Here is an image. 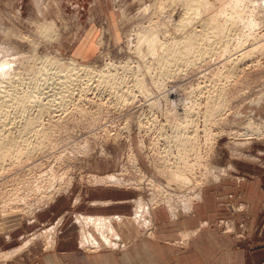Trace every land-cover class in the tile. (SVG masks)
Returning <instances> with one entry per match:
<instances>
[{
    "label": "rangeland",
    "instance_id": "obj_1",
    "mask_svg": "<svg viewBox=\"0 0 264 264\" xmlns=\"http://www.w3.org/2000/svg\"><path fill=\"white\" fill-rule=\"evenodd\" d=\"M257 1L243 3L235 24L222 19L230 28L225 36L208 30L202 51L199 44L195 52L187 50L185 33H206L207 19H197L195 9L187 12L185 0H0V65L9 62L7 76H0V134L21 144L20 152L0 162V259L16 253L0 264H36L52 256L55 242L46 233L53 225L38 214L81 189L134 193L137 240H153L155 211L169 208L178 218L189 213L203 188L227 185L226 166L264 148V0ZM226 11L231 16L234 9ZM187 17L197 19L196 28L187 26ZM147 32L154 33L159 58L141 42ZM58 60L74 62L73 72L61 71ZM80 66L94 74L73 78ZM171 116H189L191 124L171 126ZM29 121H38L40 138L26 131ZM181 167H194L184 185L168 172ZM108 175L116 179L100 183ZM197 179L203 187L192 198ZM220 193L218 203L227 211V188ZM68 216L65 221L75 220ZM65 221L57 233H68ZM215 225L240 235L229 220ZM19 228L11 240L1 236ZM112 232L110 247L99 251L125 252ZM171 243L186 250L185 243Z\"/></svg>",
    "mask_w": 264,
    "mask_h": 264
},
{
    "label": "crops",
    "instance_id": "obj_2",
    "mask_svg": "<svg viewBox=\"0 0 264 264\" xmlns=\"http://www.w3.org/2000/svg\"><path fill=\"white\" fill-rule=\"evenodd\" d=\"M255 150L251 149L254 154L246 151L240 163L226 166L223 170L227 185L223 182V186L203 188V194L197 196L198 202L189 213L178 218L169 208L155 211L152 220L157 227L153 240L149 241L137 240L140 238L135 214L138 207L134 193L129 190L105 187L85 192L81 189L70 201L62 197L55 200L48 210L38 214L39 221L47 219L53 225L50 229L56 234L54 252L36 264H264V148H259L257 153ZM225 187L227 211L218 203L222 197L220 190L224 191ZM242 207L247 209L246 214L241 213ZM127 209L129 213H125ZM69 214L75 216L70 223L65 221ZM80 216L88 218L91 225L85 226L83 218L78 219ZM222 218L238 226L240 235L224 234L215 225ZM64 221V227L69 226L68 233L64 227L57 233L56 228L62 227ZM206 223L212 226L205 229ZM20 229L1 236L11 240ZM110 230L115 236L112 240L119 239L122 249L128 247L125 252H119L118 248L99 251L110 247ZM171 242L185 243L186 250L176 249ZM94 249H98L95 254L88 251Z\"/></svg>",
    "mask_w": 264,
    "mask_h": 264
},
{
    "label": "bare ground",
    "instance_id": "obj_3",
    "mask_svg": "<svg viewBox=\"0 0 264 264\" xmlns=\"http://www.w3.org/2000/svg\"><path fill=\"white\" fill-rule=\"evenodd\" d=\"M184 1V0H183ZM245 2H251V3H256V2H258L257 0H185V5L188 7V10H187V12L190 10H194L195 9V12L197 13L196 15V18L197 17H199V16H201L202 17V19H203V21L205 20V19H207V23H203L204 25V27H202V28H204L203 30H205V28L207 27V31H206V33H204V31H202L201 32V34H198L197 33V31L195 32V30H192V32L191 31H189V32H186L185 33V35H186V37H187V50H193L194 49V51L195 52H197L196 50H199V44H200V50L202 51V47H201V45L204 43V42H201V41H203L204 39L205 40H208L207 38L208 37H210L209 36V31L208 30H212V34L214 35V36H217L218 37V35L220 36H225V32H227V30H229L230 28L228 27V28H226V25H225V23H223L222 22V19H225V21L226 22H229V23H231V24H235L236 23V21L239 19H241V8L243 7V3H245ZM228 8H232V9H234V11L230 14L231 16H229V14H228V12L226 11ZM47 9V8H46ZM192 13V12H191ZM193 13H194V11H193ZM188 14V13H187ZM228 14V15H227ZM193 15V14H192ZM193 16H195V15H193ZM190 17H191V15H190ZM206 17V18H205ZM198 19V18H197ZM197 19H195V17H193V19L192 18H186L185 20H187V26L189 27H191L192 29H193V27H195L193 24L195 23V21L197 20ZM46 24V23H45ZM53 25V24H52ZM45 26V25H44ZM234 26V25H233ZM256 26V23L254 22V21H250V22H248L247 23V27H249V29H252V27H255ZM48 27V26H47ZM49 28V27H48ZM196 28V27H195ZM194 28V29H195ZM50 29V30H49ZM49 29H47L46 30V32L47 33H49V35L51 34V33H53L52 31H51V29L52 28H49ZM42 33H45V30H44V28H42V31H41ZM51 32V33H50ZM229 32V31H228ZM222 33H224V34H222ZM40 34V33H39ZM154 33L153 32H147V33H145L144 35H142L141 36V42L143 43V44H147L148 46H149V49H150V52L151 53H149V54H151L152 55V57H155V58H159V53L157 52L158 50H159V48H156L158 45V42L156 43V39H154V37L152 36ZM11 35V34H10ZM42 35V34H41ZM6 36V35H5ZM40 36V35H39ZM212 36V35H211ZM28 37V36H27ZM206 37V38H205ZM24 38V37H23ZM22 38V39H23ZM204 40V41H205ZM202 43V44H201ZM196 44H197V46H196ZM183 45V44H182ZM176 46L174 45V48L173 49H181L182 48V46L180 47V48H175ZM228 47L226 46L225 47V50L227 49ZM262 48H263V45H260V47L259 48H257V50H262ZM51 56H53V55H51ZM54 58V57H53ZM57 61V60H56ZM56 61H50V62H52V64L54 63V64H56ZM61 63H62V61H60ZM58 63H59V60H58ZM70 63V62H69ZM51 64V63H50ZM60 64V63H59ZM56 64V65H58L59 66V68L61 69V71H63V72H73V70H70L71 68H73V67H75L74 65H75V63L74 62H72L71 64H68L67 65V63L66 64ZM195 64V63H194ZM9 65V62L8 63H2L1 65H0V76H2V77H6L7 76V74H6V70H5V68H6V66H8ZM45 66V65H44ZM43 66V67H44ZM56 67V66H55ZM81 67V66H80ZM47 68V67H46ZM58 68V69H59ZM76 73L75 74H72L71 76L74 78V77H77V76H80V73L81 72H83V73H85V74H94L93 72H94V70L91 68V67H87V66H82L80 69H79V71L77 70V71H75ZM68 75H69V73H67ZM67 74H66V76H67ZM63 75V74H62ZM102 75V74H101ZM71 76H70V78L69 77H67V78H69V80L71 79ZM9 77V76H8ZM66 78V79H67ZM73 78H72V80H73ZM77 79V78H76ZM93 79V78H92ZM100 80V83L102 84V83H106L105 82V77H102V78H100L99 79ZM78 81V80H77ZM68 83H69V81H68ZM79 83V82H78ZM75 85V84H74ZM86 85V84H85ZM70 86V85H69ZM85 89V88H84ZM76 94V93H75ZM22 104H23V109H25V107H26V102H22ZM1 116V115H0ZM207 118V117H206ZM208 119V118H207ZM38 122V121H37ZM37 122H32V121H29L28 123H26L25 125H26V127H27V132L29 133L30 131H33V132H35V133H37L38 134V131L37 130H35V128H36V126H34ZM174 122H175V125H176V127H178V128H180V126H184L185 124L186 125H190L191 124V122H190V119H189V116H187V118L186 119H179V118H177L176 116H171L170 117V125L172 126L173 124H174ZM1 131H4V129H0V132ZM27 132H26V134H27ZM42 135H37V137H41ZM21 138H23V137H21ZM27 138H28V136H27ZM181 145H184V143H180ZM210 146H211V144H209ZM18 147H21V144H20V141H18L17 139H9V137H6L5 136V134H0V162L2 163V162H4V161H6V160H8L7 159V157H10V158H12L14 155H15V153L16 152H20L19 151V149H18ZM27 154V156L29 157V155H30V153L28 152V153H26ZM31 156V155H30ZM30 158V157H29ZM28 158V159H29ZM32 158V157H31ZM30 158V159H31ZM196 162H199L200 164L199 165H203L204 167H205V169H207V165L208 164H206L205 162H201L200 160H196ZM6 164V163H5ZM187 165V164H186ZM159 166V165H158ZM159 167H163V166H159ZM165 167H168V166H166V165H164V167L163 168H165ZM181 170H172V171H169L168 170V172H170L171 173V175L172 176H175L177 179H179V180H177V179H174V180H176L179 184H185V183H187V182H189L190 180H188L187 179V174L189 173V172H192L193 170H194V167L191 169V170H186V169H184V168H180ZM9 170V169H8ZM112 178H114V179H116V177H114L113 175H108V176H106V177H104V178H100L99 180H100V183L104 180V179H107V180H109V181H113L114 179H112ZM187 180H186V179ZM118 180V179H117ZM179 199V198H178ZM173 202V201H172ZM190 207V206H189ZM188 207V208H189ZM174 209H176V208H174ZM144 215V214H143ZM145 216L146 215H144V218H145ZM98 219V218H97ZM83 220V224L85 225V226H90L91 224H89L88 223V218H84V219H82ZM142 221V220H141ZM145 221V220H144ZM99 221H96V223H98ZM101 223V222H100ZM57 232V231H56ZM47 236H46V239L47 240H50L51 241V239L53 240L54 239V242L56 241V239H55V234H54V231H48L47 233ZM87 238H89L88 236H87ZM21 250H23V249H21ZM14 254H16V253H14ZM13 254V255H14ZM13 255H1V259H0V261L1 260H5V258H11Z\"/></svg>",
    "mask_w": 264,
    "mask_h": 264
},
{
    "label": "built area",
    "instance_id": "obj_4",
    "mask_svg": "<svg viewBox=\"0 0 264 264\" xmlns=\"http://www.w3.org/2000/svg\"><path fill=\"white\" fill-rule=\"evenodd\" d=\"M204 182V180H201V181H199L198 179H197V183L196 184H194L192 187V192L190 193V195H193L192 196V198H194L195 196H196V194H197V192L199 191V189L201 188V187H203V185H202V183ZM199 185H202L201 187H199ZM199 187V188H198ZM198 188V189H197ZM195 198H197V197H195Z\"/></svg>",
    "mask_w": 264,
    "mask_h": 264
}]
</instances>
